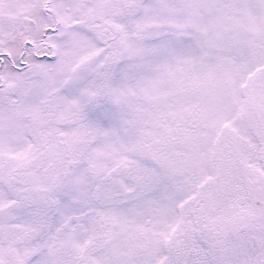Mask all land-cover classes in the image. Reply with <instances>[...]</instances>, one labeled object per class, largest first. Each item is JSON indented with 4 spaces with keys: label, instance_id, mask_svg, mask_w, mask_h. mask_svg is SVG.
<instances>
[{
    "label": "snow or ice",
    "instance_id": "obj_1",
    "mask_svg": "<svg viewBox=\"0 0 264 264\" xmlns=\"http://www.w3.org/2000/svg\"><path fill=\"white\" fill-rule=\"evenodd\" d=\"M0 264H264V0H0Z\"/></svg>",
    "mask_w": 264,
    "mask_h": 264
},
{
    "label": "flooded vegetation",
    "instance_id": "obj_2",
    "mask_svg": "<svg viewBox=\"0 0 264 264\" xmlns=\"http://www.w3.org/2000/svg\"><path fill=\"white\" fill-rule=\"evenodd\" d=\"M6 55V54H5Z\"/></svg>",
    "mask_w": 264,
    "mask_h": 264
}]
</instances>
